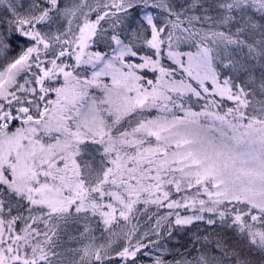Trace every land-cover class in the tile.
Returning a JSON list of instances; mask_svg holds the SVG:
<instances>
[{
	"label": "snow or ice",
	"instance_id": "1",
	"mask_svg": "<svg viewBox=\"0 0 264 264\" xmlns=\"http://www.w3.org/2000/svg\"><path fill=\"white\" fill-rule=\"evenodd\" d=\"M0 264H264V0H0Z\"/></svg>",
	"mask_w": 264,
	"mask_h": 264
}]
</instances>
